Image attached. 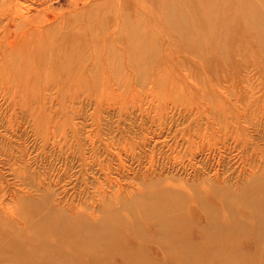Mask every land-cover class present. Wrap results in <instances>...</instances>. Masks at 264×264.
<instances>
[{"label":"rangeland","instance_id":"rangeland-1","mask_svg":"<svg viewBox=\"0 0 264 264\" xmlns=\"http://www.w3.org/2000/svg\"><path fill=\"white\" fill-rule=\"evenodd\" d=\"M223 1L235 16L207 48L191 18L204 0H0V227L12 248L28 241L44 264H214L186 260L183 243L236 222L240 264H264L247 208H264V35ZM169 194L186 198L160 204L167 221L154 208ZM46 212L69 228L32 223ZM156 221L174 234L156 239Z\"/></svg>","mask_w":264,"mask_h":264},{"label":"bare ground","instance_id":"bare-ground-1","mask_svg":"<svg viewBox=\"0 0 264 264\" xmlns=\"http://www.w3.org/2000/svg\"><path fill=\"white\" fill-rule=\"evenodd\" d=\"M193 1H198V0H193ZM231 1L235 4H237L236 5L237 9L239 8V10L241 12L248 14L247 15V22L249 23L248 28H254L256 30V32L252 33L253 34L252 37L256 39V37H258V34H259L260 41H261L264 34H260L259 29H260V23H261L262 28L264 29V19H263V16L258 15L257 8L255 6L256 0H235V1L231 0ZM233 6L234 5L229 6V4H226V2L223 0H204L202 12H200L199 15H195V14L191 15L192 23H194V26L196 28V32L198 33L197 37H198V39L202 40V42L205 46H208L207 48H210L209 45L213 41L212 39L214 38L213 34H214L215 30L219 29L221 24H225L226 22H230L231 20H233L232 16H235V14H233L234 12L232 11ZM225 8L229 9V11H226ZM209 11L210 12L214 11V15L212 18V23L207 25L209 28V34L207 35V34H203L199 29L202 28V26H204L203 25L204 15H206V13ZM17 15H18V13H17ZM257 19H259L260 21L256 25ZM257 28H259V29H257ZM260 41H255V42H260ZM169 192L173 193V191H169ZM221 192H224V190H222ZM215 193H217V191H215ZM178 194H180V193H178ZM181 195H176V194H172L171 196H170V194H169V196L161 195L163 197H167V199L164 200V198H161L162 200L160 201L159 206H156V208H154V210L157 209L158 212L154 211L153 213L157 212L158 216L164 215L165 217H167V221H168L170 216H171V214H170L171 210L169 211V210H165V209H160V204L162 205L163 202L169 200L170 201L169 206H174V203L172 202L173 199H177V201H179V200H183L186 198L185 196H183V194H181ZM225 195L226 194H224V196ZM226 197H227V195H226ZM248 205L249 206H247V208L249 209L250 213L252 214V217L255 220L256 226L254 227V229L257 230V233H255V237H256V243H257L256 246L258 247L260 245V243L264 244V234L262 235V233L258 232V230H260L261 232H264V208L261 207L258 204V202H256V201H248ZM224 207H226V206H224ZM201 208H203V206H201ZM56 216L57 215L47 213V212H46L45 216L38 214L35 217L33 216V222L32 223L34 225H35V223L45 224L52 230L54 228L61 229V230H67L69 227H67V225L62 224L60 221V218L58 219ZM144 216H147V214L145 213ZM149 217L155 218V217H157V215L156 214H155V216L150 215ZM206 223H208V222L206 221ZM153 224H154V228L156 231V239L158 237H160L161 235L164 236L163 233L168 234V235L174 234V233H172L170 227L165 228L162 226L163 225L162 221H159V222L153 223ZM218 224H219V222H217V223L214 222L211 225L212 231H214V233L212 235L211 234L209 235L208 233H206V234L204 233L201 237L199 244L189 245L191 243H188L185 240V242L183 243V247H184L183 249L184 250L182 251L181 256L184 253V254H186V257H185L186 260H191V259H193L194 254L198 255V252H199L200 259L204 263H209V262L212 263L213 262L214 264H237V263L240 264L243 256L240 254L239 251H237V249L234 246H235V239H237V237H238L237 230H238V228L241 229L243 227V225H241L240 223L231 222V223H228L229 225L227 224V227L225 229H222L219 227L220 225L218 226ZM105 225H107V223H105ZM103 228H105V227H103ZM175 230H176L175 234L177 232H180L179 229H175ZM49 231H51V230H49ZM13 233L14 232H12L11 229H9L8 227H5V228L0 227V262L1 263H3V264H22V263H20L22 260H17L16 258H14L15 254H16L15 251L17 250L18 247L27 248L28 252H26L25 259H27L28 261H32V262L37 263V264H44L48 260L49 257L45 252L41 251L37 247L31 246L30 242H28V241L22 242V244H20V246H14L12 248L11 245H9V242H7L8 241L7 239H9V237H13V235H12ZM38 234L39 233L36 232L34 234V236L36 237ZM139 236L142 238L143 235L139 234ZM114 240H116V239H114ZM94 241H96V242H100V241L108 242V239H106L102 235L98 239H94ZM169 243H170V241H169ZM167 244H168V242H167ZM158 245L160 248L161 245L160 244H158ZM206 249H208L207 250L208 252H205ZM141 253L143 254L142 251L138 250V253H136V254L141 256L142 255ZM85 254L87 255V254H89V252H87ZM120 254H122V256L124 258H126L129 262H131L130 260L133 259V256H131V254L133 255V254H135V252L131 253L130 251H127V252L123 251V253H120ZM106 255L112 256V254H108V253H106ZM263 255H264V251H263ZM33 257H35L37 259H34ZM92 259L95 260L96 262H99L95 258H92ZM103 259H105V258H103ZM141 260H144V259H141ZM103 261H106V260H103ZM134 262L135 261L133 260L132 263H134ZM136 262H137V264L141 263L140 259L136 260ZM134 264H136V263H134Z\"/></svg>","mask_w":264,"mask_h":264}]
</instances>
